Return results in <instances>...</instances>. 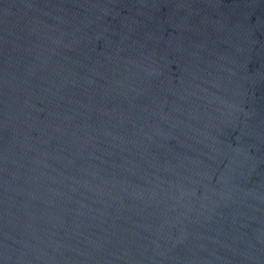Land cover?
Masks as SVG:
<instances>
[{"label": "water", "instance_id": "1", "mask_svg": "<svg viewBox=\"0 0 264 264\" xmlns=\"http://www.w3.org/2000/svg\"><path fill=\"white\" fill-rule=\"evenodd\" d=\"M0 264H264V0H0Z\"/></svg>", "mask_w": 264, "mask_h": 264}]
</instances>
